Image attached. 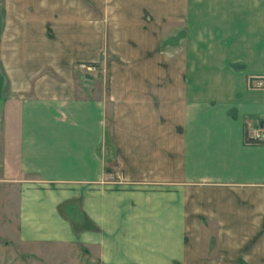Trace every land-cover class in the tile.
<instances>
[{
  "label": "crops",
  "instance_id": "0c3cea01",
  "mask_svg": "<svg viewBox=\"0 0 264 264\" xmlns=\"http://www.w3.org/2000/svg\"><path fill=\"white\" fill-rule=\"evenodd\" d=\"M250 130L264 133V0H0L15 264H264Z\"/></svg>",
  "mask_w": 264,
  "mask_h": 264
},
{
  "label": "rangeland",
  "instance_id": "374dc122",
  "mask_svg": "<svg viewBox=\"0 0 264 264\" xmlns=\"http://www.w3.org/2000/svg\"><path fill=\"white\" fill-rule=\"evenodd\" d=\"M179 39H180V36L175 37L173 41L176 42ZM86 66H93V67H95V70L88 72L87 69L85 68ZM80 68L82 70L81 76L85 81L91 82L92 79L88 78V76L91 78H93V76H96V78H98L97 84L102 85L101 92L106 93V91H107L106 90V88H107L106 80H100L102 75L103 74L105 75L106 71L102 67L101 64H86V65H82V67H80ZM109 174H112V173L109 172ZM112 175H115V174H112ZM115 176H117V175H115ZM2 227H3L2 224H0V230ZM20 249H21V245L15 244V243H10L6 239L0 237V260H3V262H2L3 264H15V261L16 260L18 261L20 258L19 257L15 258V261L13 262L12 261V255L14 253L19 254L18 252H20Z\"/></svg>",
  "mask_w": 264,
  "mask_h": 264
},
{
  "label": "built area",
  "instance_id": "2783aa9c",
  "mask_svg": "<svg viewBox=\"0 0 264 264\" xmlns=\"http://www.w3.org/2000/svg\"><path fill=\"white\" fill-rule=\"evenodd\" d=\"M87 69V71H93L95 70V67L93 66H86L85 67ZM251 87H255V88H261L263 87V80L262 78L258 77V78H252L249 82ZM247 142L249 143H263L264 142V133L263 131H255V130H250L248 132V136H247ZM118 177L112 174L108 175V181L115 183Z\"/></svg>",
  "mask_w": 264,
  "mask_h": 264
}]
</instances>
